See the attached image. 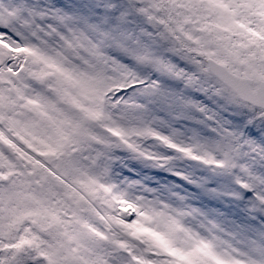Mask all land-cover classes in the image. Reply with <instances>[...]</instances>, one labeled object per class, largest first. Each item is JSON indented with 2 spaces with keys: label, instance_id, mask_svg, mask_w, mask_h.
I'll return each instance as SVG.
<instances>
[{
  "label": "snow or ice",
  "instance_id": "obj_1",
  "mask_svg": "<svg viewBox=\"0 0 264 264\" xmlns=\"http://www.w3.org/2000/svg\"><path fill=\"white\" fill-rule=\"evenodd\" d=\"M0 264H264V0H0Z\"/></svg>",
  "mask_w": 264,
  "mask_h": 264
}]
</instances>
